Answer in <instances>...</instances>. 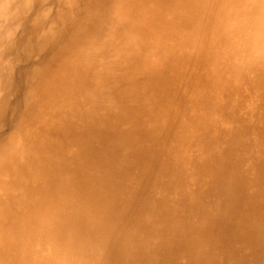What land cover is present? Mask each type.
<instances>
[{"label":"bare ground","instance_id":"1","mask_svg":"<svg viewBox=\"0 0 264 264\" xmlns=\"http://www.w3.org/2000/svg\"><path fill=\"white\" fill-rule=\"evenodd\" d=\"M60 1L58 22L48 20L49 10L41 5L32 16L25 15L22 23H26L22 44L41 40L42 47L52 41L54 51L24 71L34 80L25 100L37 116L36 132L21 126L9 133L7 144L0 145V264H92L94 256L74 234L89 236L91 241L100 235L92 223L80 225L79 214H72L70 185L60 174L72 171L79 157L93 156L91 171L71 172L79 190L89 191L88 197L95 190L87 183L97 176L94 172L107 175L127 168V159L141 149L140 141L150 139L143 137L149 136L146 129L155 131L161 126L160 95L170 99L175 94L186 68L182 40L161 54L152 46L156 39L149 35L150 26L136 23L144 0H107L112 4L106 10L99 0H78L77 11L71 9L76 0ZM243 1V7L224 21L220 42L212 41L202 64L209 74L208 87L194 88L178 113L182 132L194 129L198 134L205 121L224 114L225 125L219 128L217 123L208 129L209 135L213 132L208 149L216 148L222 132H228L233 145L220 149L225 148L224 164L233 168L214 174L206 171L211 176L199 190L188 192L181 208L170 210L166 201L153 204L141 220L143 234L128 236L117 248L115 254L122 264H130L133 258L137 264H262L264 224L245 218L250 208L243 204L246 191L240 188L250 183L247 149L255 137L246 130L248 114L264 107V33L262 40L256 37L264 31V0ZM27 6L28 0L6 2L0 5V16L18 20ZM252 6L257 13L248 25L246 11ZM14 29L9 28L6 35L15 34ZM3 35L0 31V50L13 44ZM6 59L0 55V108L11 89L12 70L3 65ZM162 60L169 72L162 82L139 75L148 67L151 74L159 73ZM54 124L71 136L58 156L50 150V135H45ZM123 124L131 133L122 131ZM119 131L122 138L131 139L129 144L120 143ZM39 133L42 144L35 142ZM188 177L192 175L184 168L175 170L176 180L188 181ZM212 186L218 191L209 199ZM177 192L174 189L168 198ZM17 211L24 213L22 219L11 221L10 214ZM30 218L35 221L29 223ZM54 222V234L66 235L65 248L37 250ZM141 237L146 238L137 245Z\"/></svg>","mask_w":264,"mask_h":264},{"label":"rangeland","instance_id":"2","mask_svg":"<svg viewBox=\"0 0 264 264\" xmlns=\"http://www.w3.org/2000/svg\"><path fill=\"white\" fill-rule=\"evenodd\" d=\"M18 1L0 0V5H5L6 2L12 5ZM97 2L104 3L102 8L105 10L112 4L107 0ZM75 3L74 6L79 7L80 2L76 0ZM243 3H245L243 0H144L143 11L140 9V14L136 13L134 18L136 23L139 26H150L147 29L149 35L153 38V34L156 39L155 44L151 45L159 49L161 54L182 40L184 53L187 52L186 68L180 77L179 88L176 89L173 96H169L171 100L166 94L160 95L158 116L161 126L155 131L150 128L149 130L146 129L149 136L143 137L150 139L140 141L141 149H138L136 155H131L127 159L129 162L127 168L115 172L111 171L107 175L98 173V171L94 172L97 176L89 178L87 183L91 186L94 185L95 190L91 189L92 195L88 197L86 195L89 191L79 190L77 180L71 177V172L78 168L83 172L91 171L93 156L89 158L86 156L79 157L77 163L72 166V171L63 170L60 174V177L63 176L70 185L67 193H70L69 196L72 197V214H79L80 225L92 223V226L98 230L97 234L101 237H94L92 238L94 241H91L89 236L74 234V238L78 240L79 244L85 246L83 249L87 248L91 251V255L94 256L92 264H122L115 254L117 248L123 244L128 236L136 237L143 234L141 220L149 214L153 204L166 201L170 210L181 208L186 203L185 199L188 192L199 190L206 178L211 176L209 173L214 174L222 169L231 172L233 167L224 164L226 159L222 151L225 148L220 149L221 145V148L223 145L226 147L233 145L230 134L222 132L217 147L213 150L208 149L211 137H213V132L209 135L208 129L217 123L221 128L220 126L225 125L227 117L219 112L215 117L205 121L206 123L203 124L198 134L193 132L194 129L182 132L179 127L178 113L184 110L187 97L193 93V90L195 91L194 88L208 87L209 74H207L206 69H203L202 64L209 55L212 41L220 42V33L222 34L221 28L224 21L233 12L241 9ZM41 5L49 10L50 18L48 20L52 19L54 22H58L57 9L62 6L60 0H28V6L24 8L22 14L18 15L21 17L18 20L0 16V31L5 35L6 40L13 43L0 50L1 57L7 56L3 65L10 66L12 70L9 80L11 83L9 97L3 107L0 108V145H2L1 143L7 144L9 133L16 128L24 126L32 132L37 130V116L32 112L31 104H27L25 100L27 88L34 80L24 71L35 66L43 57L54 50L52 49L53 45H50L52 41L43 44L41 47L40 44L43 41L38 42V40L30 39L27 43L22 44L21 37L25 33L23 29L26 27L24 26L26 23L22 25L24 16H32L36 7ZM74 6L72 5L73 8L71 9L77 11L78 7L75 8ZM253 8L254 6L247 8L246 11L248 25H252L253 18L257 13V10ZM9 28H15V34L6 35ZM263 33L264 31L257 32L258 40H262ZM55 47L57 48V46ZM159 67H161L159 73L151 74L152 71L148 67L140 70L139 75L146 76V79L150 78L149 80L152 82L154 80L162 82L165 77L169 76V72L166 70L164 60L160 61ZM248 115L246 130L254 132L255 137L252 140L253 145L250 144L247 149V156L251 162V167L248 169L250 183L248 182L247 186L245 185L240 189L246 191L243 204L247 203V206L249 204L250 208V212L246 213L245 218L252 219L258 224H264V107H259L255 112ZM138 127L139 125L133 128L135 133ZM121 129L123 132L131 131L125 124L122 125ZM241 129L243 126H238V130L242 131ZM45 135H50L52 139L50 150L54 152L55 156H58V152L60 154L67 147L71 138L67 133H63L57 124L49 127ZM117 135H120V143L129 144L131 142L128 136L121 137V131ZM34 137L36 143L42 144L43 139L40 133L39 136ZM58 144L63 148L60 149ZM212 156H215L213 161H211ZM179 168H184L186 174H190L192 177H188V181L176 180L174 173ZM54 169L56 172L59 171L55 167ZM43 170L48 172V166ZM53 175L55 177L54 173ZM174 189L178 190L177 193L173 194L175 197L172 198V195V199L168 198ZM217 191L218 189L212 186L209 191V199H212ZM204 198L206 199V196ZM23 214L20 211L15 212V214L12 213L10 220L22 219ZM99 219L101 220L98 225L96 222ZM34 221L35 219L31 220V218L28 220L29 223ZM55 228L54 222L51 224V232L49 231L38 242L37 250L51 251L54 248H65L64 239L66 235L63 237L55 235L53 231ZM262 237L264 238V235ZM141 238L137 241V245L143 243L146 237ZM262 252H264V248ZM133 259L130 264H137L138 259ZM260 262L264 264V253Z\"/></svg>","mask_w":264,"mask_h":264}]
</instances>
